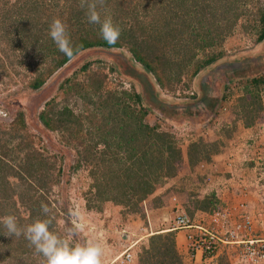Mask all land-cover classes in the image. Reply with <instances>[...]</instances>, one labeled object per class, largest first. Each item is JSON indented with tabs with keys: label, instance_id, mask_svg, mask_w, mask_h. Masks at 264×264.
<instances>
[{
	"label": "rangeland",
	"instance_id": "rangeland-1",
	"mask_svg": "<svg viewBox=\"0 0 264 264\" xmlns=\"http://www.w3.org/2000/svg\"><path fill=\"white\" fill-rule=\"evenodd\" d=\"M71 1L0 0V215L11 212L24 225L37 216L43 218L40 206L46 203L53 207L56 221H65L63 227H67L68 209L78 206L85 224V232L78 239L95 238L103 248V264H139L149 236L160 233L161 228L170 230L177 214L186 213L192 223L208 224L209 216L194 208L202 198L213 194L217 200L226 199L229 208L241 202L250 208L261 204L264 207V183H256L260 174L264 176V170L259 169L260 163L264 165V111L253 114L256 127L245 131L239 107L240 96L251 100L242 85L264 76V40L255 42V14L264 0H199L193 7L185 2L194 20L189 21L188 30H179L175 43L166 32H174L180 23L167 27L166 14L161 16L153 6L158 2L166 5L171 0H118L119 8L125 11L122 14L108 8L118 26L120 22L121 27L143 25L165 41L160 54L181 63V67L172 65L169 69L180 74L179 80L171 79L169 89L155 84L125 48L85 49L49 73L53 57L59 56L48 35L49 23L59 17L70 30L71 21L66 19ZM225 5L236 6L234 14L238 18L233 27L231 17L223 18ZM61 12L66 13L61 14L64 18ZM94 26L98 32V26ZM191 38L200 43L213 42L206 49L222 54L195 75L191 74L193 65L203 52L199 48L195 61L186 65L193 54L194 42H186ZM183 44L188 49L180 50ZM40 73L45 81L40 89L32 90L29 84ZM98 82L100 87L96 89ZM136 92L141 96L140 104L129 96ZM254 92L264 105V84ZM114 96H121L125 102L117 111L113 109L119 125L131 121V114L146 110L142 122L158 127L159 132L171 133L182 154L172 171L163 172L152 193L138 202V210L98 195L99 190L107 196L115 195L117 184L126 182L124 169L133 170L137 162L135 155L126 161L123 148L117 153L119 160L112 156L102 159L97 152L101 147L94 146L103 134L96 127L102 124V115L110 112ZM97 104H102L101 110ZM43 110L53 118L63 110L68 130L45 127L39 118ZM19 115L23 122H17ZM104 126L111 129L112 120L108 119ZM199 141L211 148L209 157L190 165L189 144ZM18 142L24 152L26 142L31 143L36 159L30 169L37 168L40 177L50 176L48 191L33 186L32 178L23 173L25 158ZM132 196L125 192L123 197ZM263 226L264 214L254 223V229L261 227L258 230L262 236ZM172 230L181 262L188 264L186 234L191 229ZM2 231L0 228V264H38L39 257L33 255L23 236L6 237ZM217 264H230L228 256L221 254Z\"/></svg>",
	"mask_w": 264,
	"mask_h": 264
},
{
	"label": "trees",
	"instance_id": "trees-1",
	"mask_svg": "<svg viewBox=\"0 0 264 264\" xmlns=\"http://www.w3.org/2000/svg\"><path fill=\"white\" fill-rule=\"evenodd\" d=\"M185 2L190 4L192 7L197 5V3H200L199 0H190L188 2L183 0H171V2L166 3V5L160 4L159 2L156 5H153L158 9V13L161 16L166 14V18L162 17L164 18V25L167 27H173L172 25H175L176 22L180 23L181 27L178 29L175 28L174 32H166V36L170 34L174 43L177 40V36L180 35L178 34L179 30L180 32L188 30L187 26L189 21L194 20H192L193 16L191 14V10ZM118 3V0H106L105 7L106 9L111 8L113 11L118 13L121 12L122 14L125 11L122 7L119 8ZM235 9L236 6L228 7L225 5L223 7V13L226 14L223 16V18L226 17L227 20L231 17L232 27L235 25L238 18V14H234ZM193 13L196 12L194 11ZM61 14L66 13L61 12L60 15ZM67 15L68 19H66V21H71L69 24L71 29L68 30L70 33V38L73 42V45L78 48L76 55L80 51L89 48H125L130 53L131 59L134 61V63L140 64L145 74L151 75L155 84H158L160 87L169 89L171 88L172 78H176L177 80L180 79L179 73H174L169 69L172 65L181 67V63L177 62L176 60V62L171 61L170 58L165 57L164 54H160V51L163 52L165 41H162V38L157 37L159 35L148 32L147 27L136 24H130L129 26L124 25L121 27L122 22H120V37L116 44L109 45L100 38L98 32L95 30L94 25H87L89 23L87 22L84 10L79 7V0L71 1L70 6L67 8ZM211 16L214 17L213 12ZM60 17L64 18L62 15ZM255 17V42L259 43L264 40V3L259 8H257ZM117 18L120 17L118 16ZM24 21L28 23L29 20L28 18H24ZM170 31H172V28ZM38 32L39 30L36 31V36H34L35 38L38 37ZM218 34H221V32L219 31ZM195 36L197 35L195 34ZM186 42L187 44L189 42H194L193 54L190 53L188 61L185 62L186 65H189L195 61V53L199 48L202 49L203 52V57L196 61V64L193 65V71L191 72L192 75H195L201 70H204V68L213 65L222 57L220 52L218 54L210 52L206 49V47H211L214 45V43L211 41L200 43L197 42V40L195 41L191 38V40H186ZM186 46L187 45L183 44L180 50L188 49L185 48ZM57 54L59 56L57 58L53 57L52 59L53 64L51 69L48 70L49 73L52 72L54 68H59L70 60L59 51ZM42 74L43 73L38 74L31 80L29 86L32 90H38L43 85L45 77H43ZM231 81H235V79H231ZM261 84H264V76L252 78L250 83L247 81L242 85L243 92L249 94L251 99L247 101L244 96H240L239 98V107L241 109V115L243 116L242 121L245 127L254 125L255 120L253 114L255 112L264 111V105L259 100L258 94H255L254 92H258L259 86ZM99 87L100 83L98 82L96 89ZM236 87L241 88V86H238V84ZM125 93L126 91H123V94ZM129 96L130 98L134 99V101H137L138 104L141 103V96L139 93L136 92L129 94ZM121 103H125L121 101V96H114L112 99V108L110 112H108V114L105 116L102 115V124L96 127L97 129H102L103 134L99 140L96 141L94 146L101 147V149L97 148V152L99 154L101 153L102 159H105L107 156H112L114 160H119L120 158L118 157L117 153L119 149L123 148L124 151L127 152V156L124 157L125 160L127 161V159H131V157L135 155L137 162L133 164V170L125 168L124 173L122 172L124 176L123 181L129 182L127 187L124 188L126 182L124 184L119 182L117 184L119 189L115 191V195L113 194V196H107L100 190L98 191V195L99 197L100 195H105L103 197L104 200H111L116 204H121L124 206L131 205L135 208V210H138V202H140L148 194L152 193L155 184L159 182L158 180L162 176L163 172L168 173L174 169L176 161L182 158V154L181 150L177 146L174 136L171 133L163 131L159 132L157 129L158 127H152L149 126V124L142 122V119L147 112L146 110L138 112V114H131L130 117L133 116L131 117L132 120L124 122L120 124V126L116 122L117 117L113 116V109L117 111ZM100 105L102 106V104H97V107L101 110ZM64 112H69V110L65 109ZM124 115H126V112ZM39 118L41 123L49 129H56L59 131L68 130L66 127L67 125L65 124L68 121L66 117H63V110H59L57 112V118L51 117L49 112L43 110ZM108 119L112 120V126L109 130H107L104 126ZM20 121L23 122L21 115H19L17 118V122ZM113 122L117 124H113ZM26 143L28 144L26 145V150L24 152V147H22L20 142H18L19 150H23L25 158V164L22 166V169L24 170L23 173L32 178L31 183L33 186L41 189V191H48V189L51 188L52 183L49 182L50 176L45 174L43 177H40L39 173H36L38 170L37 168L30 169L31 164L34 162L33 160L36 159L35 150L31 146V143ZM210 149L211 148L207 149V145L202 144L200 141L191 142L187 150L188 163L193 165L201 158L207 159L209 157ZM37 154L38 156H41L39 152H37ZM0 170L3 169L0 168ZM13 174H16V172H13ZM125 192L128 195L129 193H132L133 196L126 199L123 197ZM135 193L137 194L136 199L134 197ZM131 198L134 200L132 201ZM216 202L217 199L214 198V195L212 194L208 197L202 198L199 201H196L194 208L196 210L210 213ZM188 213L192 215V211H188ZM172 231L173 230H168L150 235L147 247L144 248L143 252L139 255V264H182L180 255L176 250V243ZM0 235H2V233H0Z\"/></svg>",
	"mask_w": 264,
	"mask_h": 264
},
{
	"label": "clouds",
	"instance_id": "clouds-1",
	"mask_svg": "<svg viewBox=\"0 0 264 264\" xmlns=\"http://www.w3.org/2000/svg\"><path fill=\"white\" fill-rule=\"evenodd\" d=\"M105 5L106 0H79V7L84 10L87 22L98 26L100 38L114 45L120 37L121 29ZM48 35L60 53L69 59L76 55L78 48L73 45L68 26L61 18L53 17ZM40 211L43 218L37 216L24 225H20L11 212L0 215L3 235L15 238L23 236L28 247L33 250V255L39 257L38 264H103V248L100 243L95 238L78 239L85 232L82 212L78 206L68 209L67 227H63L65 221H56L53 207L48 204L41 203Z\"/></svg>",
	"mask_w": 264,
	"mask_h": 264
},
{
	"label": "built area",
	"instance_id": "built-area-1",
	"mask_svg": "<svg viewBox=\"0 0 264 264\" xmlns=\"http://www.w3.org/2000/svg\"><path fill=\"white\" fill-rule=\"evenodd\" d=\"M260 165L259 169L264 170L263 163ZM257 181L263 186V174ZM203 213L209 216L207 225L192 223L186 213L177 214L173 219L171 229H191L186 234L188 264H217L218 257L224 253L230 264H264V236L254 229V223L264 214L263 205L252 209L241 202L229 208L218 197L212 211ZM197 252H200L199 260Z\"/></svg>",
	"mask_w": 264,
	"mask_h": 264
},
{
	"label": "crops",
	"instance_id": "crops-1",
	"mask_svg": "<svg viewBox=\"0 0 264 264\" xmlns=\"http://www.w3.org/2000/svg\"><path fill=\"white\" fill-rule=\"evenodd\" d=\"M243 127H244V129H245V131H250L252 128H255L256 126H250V127H245L244 125H243ZM249 164H251V163H249ZM257 196H259L258 194H257ZM258 199V198H257ZM226 200V199H225ZM259 200H260V198H259ZM262 206V204L261 205H259L258 206V208H260ZM251 208L252 209H255V207L254 206H251ZM258 208H256V209H258ZM196 212H201V213H203V211H200V210H197ZM259 225V224H258ZM256 226V225H255ZM259 228H261V227H258L257 229H255V231H256V233L258 232L259 234H262V232L260 233L259 232ZM263 229H264V226L262 227ZM158 231H161V232H163V231H165V229L164 228H161V229H158ZM187 231V230H186ZM189 231V230H188ZM180 233V231H178L176 234H179ZM199 256H200V252L198 253L197 252V260H199Z\"/></svg>",
	"mask_w": 264,
	"mask_h": 264
}]
</instances>
